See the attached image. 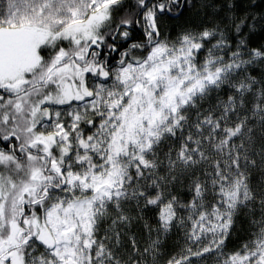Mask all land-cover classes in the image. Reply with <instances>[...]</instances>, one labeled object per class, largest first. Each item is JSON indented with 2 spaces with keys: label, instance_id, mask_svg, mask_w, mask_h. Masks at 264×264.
I'll use <instances>...</instances> for the list:
<instances>
[{
  "label": "snow or ice",
  "instance_id": "1",
  "mask_svg": "<svg viewBox=\"0 0 264 264\" xmlns=\"http://www.w3.org/2000/svg\"><path fill=\"white\" fill-rule=\"evenodd\" d=\"M0 264H264V0H0Z\"/></svg>",
  "mask_w": 264,
  "mask_h": 264
}]
</instances>
